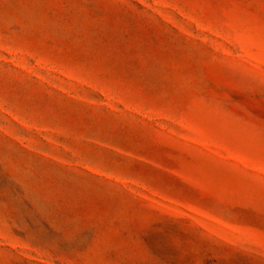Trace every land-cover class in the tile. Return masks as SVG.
<instances>
[{
	"label": "rangeland",
	"instance_id": "obj_1",
	"mask_svg": "<svg viewBox=\"0 0 264 264\" xmlns=\"http://www.w3.org/2000/svg\"><path fill=\"white\" fill-rule=\"evenodd\" d=\"M0 264H264V0H0Z\"/></svg>",
	"mask_w": 264,
	"mask_h": 264
}]
</instances>
